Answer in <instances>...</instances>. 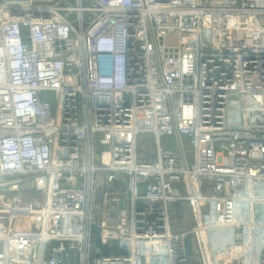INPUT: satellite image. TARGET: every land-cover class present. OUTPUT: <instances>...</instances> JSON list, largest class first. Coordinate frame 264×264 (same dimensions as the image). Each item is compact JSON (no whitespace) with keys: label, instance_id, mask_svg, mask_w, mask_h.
I'll return each mask as SVG.
<instances>
[{"label":"built area","instance_id":"obj_1","mask_svg":"<svg viewBox=\"0 0 264 264\" xmlns=\"http://www.w3.org/2000/svg\"><path fill=\"white\" fill-rule=\"evenodd\" d=\"M0 264H264V0H0Z\"/></svg>","mask_w":264,"mask_h":264},{"label":"rangeland","instance_id":"obj_2","mask_svg":"<svg viewBox=\"0 0 264 264\" xmlns=\"http://www.w3.org/2000/svg\"><path fill=\"white\" fill-rule=\"evenodd\" d=\"M42 99L49 101L51 106H52V111L54 110V107L56 105V95L53 92L46 93L45 95L42 96ZM229 108L226 113L227 121L229 123H233L234 120L237 117V114L240 112V106L243 103V99L239 96H230L229 98ZM242 124V123H240ZM153 145L152 140L149 138L148 135L142 134L137 143L138 147V153L147 151L148 148H150ZM105 148L103 147L101 150H104ZM169 149H174L172 146L169 147ZM172 211L174 208H170ZM193 216L190 213V211L187 209V207L184 208V210L179 211L178 215L174 218V224L178 228L182 227L185 229H190L193 225ZM103 253L107 252H115L114 250H109L108 248L104 247L102 248Z\"/></svg>","mask_w":264,"mask_h":264},{"label":"crops","instance_id":"obj_3","mask_svg":"<svg viewBox=\"0 0 264 264\" xmlns=\"http://www.w3.org/2000/svg\"><path fill=\"white\" fill-rule=\"evenodd\" d=\"M185 207H187V209L189 210V207H188V205L187 204H184L181 208H180V210L179 211H181V210H184V208ZM179 213V212H178ZM175 227H177V226H175ZM178 228V227H177ZM178 229H181V230H183V231H188L189 229H185V228H178ZM187 251H188V253L189 254H193L194 253V247H193V241H192V239L191 238H188L187 239Z\"/></svg>","mask_w":264,"mask_h":264}]
</instances>
